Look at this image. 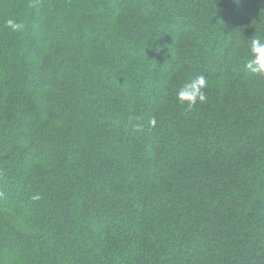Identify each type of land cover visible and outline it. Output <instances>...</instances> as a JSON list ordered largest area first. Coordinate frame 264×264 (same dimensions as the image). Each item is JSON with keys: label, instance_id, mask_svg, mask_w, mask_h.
Segmentation results:
<instances>
[{"label": "trees", "instance_id": "16d2710c", "mask_svg": "<svg viewBox=\"0 0 264 264\" xmlns=\"http://www.w3.org/2000/svg\"><path fill=\"white\" fill-rule=\"evenodd\" d=\"M262 29L264 0H0V264H264Z\"/></svg>", "mask_w": 264, "mask_h": 264}, {"label": "clouds", "instance_id": "9594fccd", "mask_svg": "<svg viewBox=\"0 0 264 264\" xmlns=\"http://www.w3.org/2000/svg\"><path fill=\"white\" fill-rule=\"evenodd\" d=\"M239 3V0H234ZM5 26L12 32L21 31L23 24L9 19ZM264 33V29L261 30ZM243 71L251 78L264 80V34L245 41V59ZM208 86V79L204 74H193L183 80L175 89V100L188 108L195 107L197 103L206 102L205 88ZM149 125L154 126L156 120H149ZM38 198V197H34Z\"/></svg>", "mask_w": 264, "mask_h": 264}, {"label": "rangeland", "instance_id": "374dc122", "mask_svg": "<svg viewBox=\"0 0 264 264\" xmlns=\"http://www.w3.org/2000/svg\"><path fill=\"white\" fill-rule=\"evenodd\" d=\"M22 201H26V198L25 197H20V198H18L17 200H16V202H13V201H11V203L14 205V207L16 208L17 207V205L19 204V202H22Z\"/></svg>", "mask_w": 264, "mask_h": 264}]
</instances>
